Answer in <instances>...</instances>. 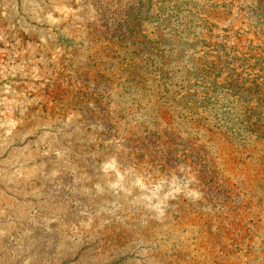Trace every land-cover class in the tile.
<instances>
[{"label": "rangeland", "instance_id": "obj_1", "mask_svg": "<svg viewBox=\"0 0 264 264\" xmlns=\"http://www.w3.org/2000/svg\"><path fill=\"white\" fill-rule=\"evenodd\" d=\"M0 264H264V0H0Z\"/></svg>", "mask_w": 264, "mask_h": 264}]
</instances>
